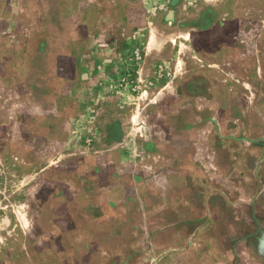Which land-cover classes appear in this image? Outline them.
I'll use <instances>...</instances> for the list:
<instances>
[{
  "label": "rangeland",
  "instance_id": "obj_1",
  "mask_svg": "<svg viewBox=\"0 0 264 264\" xmlns=\"http://www.w3.org/2000/svg\"><path fill=\"white\" fill-rule=\"evenodd\" d=\"M0 264H264V0H0Z\"/></svg>",
  "mask_w": 264,
  "mask_h": 264
}]
</instances>
